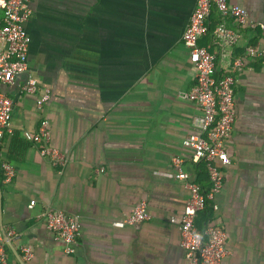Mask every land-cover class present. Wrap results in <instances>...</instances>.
<instances>
[{
  "label": "crops",
  "instance_id": "obj_1",
  "mask_svg": "<svg viewBox=\"0 0 264 264\" xmlns=\"http://www.w3.org/2000/svg\"><path fill=\"white\" fill-rule=\"evenodd\" d=\"M254 27L231 46L212 33L222 22L214 6L197 44L215 56V77L234 72L235 118L224 149L223 184L198 212L201 229L213 220L226 232L221 264H264V0H230ZM195 0H30L27 70L0 93L12 102L11 133L0 139V161L15 176L0 182V233L7 264H187L179 221L188 193L172 158L203 189L206 171L191 162L182 140L196 131L199 109L179 97L194 84L182 34ZM248 46L261 55L249 56ZM28 78L50 92L38 110L22 91ZM46 118L49 145L63 166L39 153L35 135ZM102 169V171H100ZM1 179V173H0ZM34 201L30 206V202ZM141 201L148 218L115 227ZM216 206V209L212 208ZM74 216L80 233L70 254L45 226L42 213ZM12 231V235L7 233ZM32 252L23 259L22 248Z\"/></svg>",
  "mask_w": 264,
  "mask_h": 264
},
{
  "label": "built area",
  "instance_id": "obj_2",
  "mask_svg": "<svg viewBox=\"0 0 264 264\" xmlns=\"http://www.w3.org/2000/svg\"><path fill=\"white\" fill-rule=\"evenodd\" d=\"M30 0H0V83L11 84L15 78L27 70V52L29 36L24 29L25 22L32 12ZM214 6L222 22L213 34L221 46H231L237 39V32L224 24V19L232 18L237 26L254 27L247 20L246 11L232 4L230 0H195L194 9L182 34L183 45L189 51V62L194 68V84L187 91L179 92V97L193 103L200 111L196 118V131L182 140V146L191 150V162L195 165L202 162L206 169L208 189L189 178L182 169V159L172 158L175 178L183 183L188 198L183 207L179 221L180 247L187 264H221L227 255L226 232L213 220H207L204 227L195 225L197 213L205 210L213 203L215 195L223 184L221 168L230 160L224 149V142L229 137L235 118L234 103V72L239 70L242 58L234 59L228 71L215 77V56L197 44L198 39L207 33V17ZM264 28V23L260 24ZM245 53L249 56L261 55L254 46H248ZM24 93L33 95L35 106L41 110L50 99L48 89L38 87L36 80L28 78L21 86ZM11 100L0 93V139L4 134L11 133L10 113ZM50 131L48 120L43 118L37 128L35 140L40 143L39 153L48 157L55 165L61 167L66 159L62 152L49 145ZM102 171V169H100ZM1 184L8 185L15 176V168L8 160L0 161ZM34 201L29 204L32 206ZM216 209L215 205H212ZM45 226L56 240L63 243V252L70 254L80 233L77 219L62 211L46 210L42 213ZM148 218L144 201L139 202L132 212L123 220L113 222L115 227L135 225ZM8 236L12 235L9 230ZM4 233H0V264H7L4 249ZM23 259L29 260L32 252L23 247Z\"/></svg>",
  "mask_w": 264,
  "mask_h": 264
},
{
  "label": "trees",
  "instance_id": "obj_3",
  "mask_svg": "<svg viewBox=\"0 0 264 264\" xmlns=\"http://www.w3.org/2000/svg\"><path fill=\"white\" fill-rule=\"evenodd\" d=\"M197 168L200 169V170H202V171H206L205 166H204V164L202 162H200V163L197 164Z\"/></svg>",
  "mask_w": 264,
  "mask_h": 264
}]
</instances>
